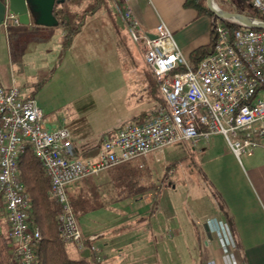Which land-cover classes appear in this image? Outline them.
Wrapping results in <instances>:
<instances>
[{"label": "built area", "instance_id": "1", "mask_svg": "<svg viewBox=\"0 0 264 264\" xmlns=\"http://www.w3.org/2000/svg\"><path fill=\"white\" fill-rule=\"evenodd\" d=\"M5 1L0 25L6 31L19 21ZM110 1L129 38L141 47L164 103L150 118L125 123L104 138L95 155L81 158L75 154L66 127H45L44 112L34 97L23 96L15 85L5 88L0 83V196L14 243L13 255L21 264H35L34 246L40 239L39 230L30 229L27 223L30 200L18 176V158L27 146L49 178V197L60 206V237L78 250L88 248L95 253L97 247L87 246L83 239L66 192L68 185L160 152L167 145H196L214 134L223 136L237 158L264 149V29L248 28L233 19H211L212 50L194 65L181 53L164 22L149 33L134 15L130 0ZM232 1L212 3L219 8L217 5ZM248 1L264 17V0ZM207 223L219 238L226 264H237L230 251L235 243L228 226L214 219Z\"/></svg>", "mask_w": 264, "mask_h": 264}, {"label": "rangeland", "instance_id": "2", "mask_svg": "<svg viewBox=\"0 0 264 264\" xmlns=\"http://www.w3.org/2000/svg\"><path fill=\"white\" fill-rule=\"evenodd\" d=\"M107 5L103 2L100 9L117 24L118 37L106 36L101 29L100 15L96 13L86 18L84 27L66 52L61 50L57 26L25 28L18 24L19 28L9 26L5 31L0 25V75L4 80L12 75L16 77V86L25 94L32 90L29 96L42 108L44 118L52 117L58 127H66L72 140L81 142L80 151L98 140L101 134H110L129 117L154 104L148 93V79L153 80V76L144 64L142 49L121 28L119 17L113 13L116 11L113 8L112 12L108 11ZM217 6L234 11L230 3ZM46 29L52 30L46 32ZM20 73L23 75L19 76ZM39 83L42 87L38 89ZM201 160L204 155L189 142L167 145L160 152L131 160L143 166H140L141 183L156 188L155 202L143 208L136 206V201L121 200L114 205L118 212L100 207L95 212L77 216L85 237L94 228L107 234V240L95 241L100 260L89 259V264H168L156 261L158 247L153 224L178 226L164 231V237L170 234L173 239H194L198 225L215 208L209 185L204 183L200 171ZM101 174L90 177L93 184ZM171 183L176 187L171 188ZM76 184L68 185L67 189ZM117 225L124 226L119 235L110 232ZM104 240L120 244L107 249ZM137 244L140 250L135 252ZM175 249L177 264H198L192 261L195 257L191 247L189 252L184 246L177 245ZM136 254L141 258L139 262L128 263Z\"/></svg>", "mask_w": 264, "mask_h": 264}, {"label": "crops", "instance_id": "3", "mask_svg": "<svg viewBox=\"0 0 264 264\" xmlns=\"http://www.w3.org/2000/svg\"><path fill=\"white\" fill-rule=\"evenodd\" d=\"M184 1L130 0V6L142 27L149 33L155 31V27L160 21L166 23L179 50L184 56L189 58L195 49L210 42L211 19L207 15L198 14L194 9L184 6ZM108 6L115 10L110 0ZM96 13L100 15L103 23L101 29L104 30L106 36L108 34L110 38L118 37L117 24L112 22L109 14L104 9L102 11L99 9ZM96 13L88 16V18L93 17ZM118 17L121 28L125 30L119 15ZM33 25L23 26L30 28ZM19 26L15 28H19ZM57 28L60 35H62L61 28L58 26ZM50 30L52 29H46V32ZM8 36H10V33ZM21 75L23 74L20 73L19 76ZM0 83L3 87L10 88L13 85L16 86L17 79L12 75L9 79L6 78L4 80L0 75ZM20 91L23 96H29L33 93L31 90L30 93L25 94L21 88ZM44 125L48 129L61 128L57 126L52 117L44 118ZM72 139L71 137L72 144L78 148L81 142L78 140L73 141ZM191 145L200 155H204V160L200 161V171L203 174L204 183L209 185V195L215 208L209 213V216H206L202 224L198 225L194 239H173L170 234H168V238L164 237L166 235L164 231L168 230L169 232L172 229H177L178 226L176 227L169 223L168 225L166 223L153 224L156 232L154 240L158 247L157 255H155L156 261L162 263L167 261L168 264H177L175 246L179 245L184 246L186 251L188 249L190 251L191 247L196 259L192 258V261L198 264H226L219 238L206 222L214 219L228 226L235 243V247L230 249V251L234 255L237 264H264V149H255L237 158L226 144L223 136L219 134L212 135L209 140H200L196 145ZM192 170L194 171V169ZM101 173L93 181L102 204L101 207H104V209L111 208L113 211L118 212L119 209L115 208L114 205L121 202V200L117 199L109 174L105 171ZM169 186L171 188L176 187L172 183ZM155 193L156 188H153V190L143 195L126 200L128 202L136 201V206L146 208L155 202L153 200ZM90 212H95V210ZM224 213H226L229 223L224 218ZM123 227L114 226L110 232L119 235ZM179 229L183 230V228ZM81 232L87 246L95 245L97 239H106L107 237L106 232H100V230L95 228L88 232L87 237H85L84 231L81 230ZM180 235H183V233L181 232ZM115 244L120 243L110 244L104 240V248L110 249ZM137 246L138 248L135 252L140 250L139 244ZM186 247L189 248L187 249ZM67 248L69 255L73 258H85L87 260L94 258L93 260H100L98 248L96 253L89 252L88 248L78 250L70 243H67ZM118 257L121 258V255ZM140 259L136 254L134 259H130L128 263L131 261L139 262Z\"/></svg>", "mask_w": 264, "mask_h": 264}, {"label": "trees", "instance_id": "4", "mask_svg": "<svg viewBox=\"0 0 264 264\" xmlns=\"http://www.w3.org/2000/svg\"><path fill=\"white\" fill-rule=\"evenodd\" d=\"M103 2L108 3L109 0H68L63 3L54 4L53 14L58 21L57 26L62 29L60 39L62 52H66L71 47L75 37L84 27L86 18L96 13ZM230 4L234 5V11L236 12L255 19L264 20V17L252 7L248 0H233ZM184 6L194 9L198 14L207 15L210 19L215 18L207 9L205 0H185ZM111 9L108 7L107 10L112 12L113 10ZM113 13L118 16L116 12L113 11ZM224 22L228 23L227 21ZM210 35V42L207 45L199 47L191 53L189 60L192 64L195 65L200 59L211 52L214 37L212 33ZM148 82V93L150 100L154 103L152 107L129 117L127 121L113 128L110 134H101L98 140L88 145L82 151L74 147L77 157L84 158L95 155L100 148L102 140L112 135L123 124L143 121L156 113L157 108L163 105L164 100L159 93L154 76L153 80L148 79ZM41 87L42 84L39 83L36 88L39 89ZM108 170L118 200L134 198L153 190L152 186H145L141 183L142 172L140 165L133 164L131 160L115 165ZM18 176L30 200L27 223L30 229L37 228L40 232V239L35 242L34 246L35 264H89L85 258H73L69 255L68 242L60 237L58 231L59 224L57 218L60 214V206L49 197V178L29 146L26 147V150L18 158ZM90 177L87 176L77 181L78 184L67 189V195L76 219L77 216L96 210L102 206ZM224 218L229 223L226 213H224ZM13 248L14 243L4 211V202L0 196V264H21L20 259L13 255Z\"/></svg>", "mask_w": 264, "mask_h": 264}, {"label": "water", "instance_id": "5", "mask_svg": "<svg viewBox=\"0 0 264 264\" xmlns=\"http://www.w3.org/2000/svg\"><path fill=\"white\" fill-rule=\"evenodd\" d=\"M8 9L17 15L21 25H40L53 27L58 25V21L53 14L55 3H63L68 0H7ZM5 0H0V24L5 13ZM207 9L218 19L236 20L239 24L254 29H264V22L255 20L253 17L240 12L225 11L216 8L212 0H205ZM153 37V35H150Z\"/></svg>", "mask_w": 264, "mask_h": 264}]
</instances>
